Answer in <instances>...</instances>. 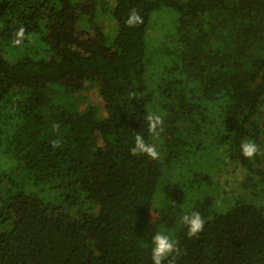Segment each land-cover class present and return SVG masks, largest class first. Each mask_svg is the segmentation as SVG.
Segmentation results:
<instances>
[{
    "label": "trees",
    "instance_id": "obj_1",
    "mask_svg": "<svg viewBox=\"0 0 264 264\" xmlns=\"http://www.w3.org/2000/svg\"><path fill=\"white\" fill-rule=\"evenodd\" d=\"M74 73L104 116L73 113ZM158 232L163 264H264V0H0V264H153Z\"/></svg>",
    "mask_w": 264,
    "mask_h": 264
},
{
    "label": "clouds",
    "instance_id": "obj_2",
    "mask_svg": "<svg viewBox=\"0 0 264 264\" xmlns=\"http://www.w3.org/2000/svg\"><path fill=\"white\" fill-rule=\"evenodd\" d=\"M142 23V17L135 9H133L129 13V18L126 22L127 26L135 27ZM25 39V29L20 27L14 35L12 45L14 47H20L23 45ZM133 98H135V93H133ZM146 120L148 122V131L151 135L157 136V134L163 130L162 115L149 113L146 116ZM53 128L54 130H58L59 125H53ZM52 146L54 148L59 147V142L53 141ZM240 147L243 157L249 160L253 159L260 152L259 146L250 140L242 142ZM129 154L133 157L137 155H146L152 160H157L160 155L156 146L146 143L143 136L139 133L135 135L134 147L130 150ZM181 220L187 228V235L189 238L196 237L199 233H201L204 230L206 223L205 219L200 215V213L195 211L191 214L183 215ZM151 243L153 244L151 253L153 264H163V262L168 259L170 255L173 253H180L181 251L178 247V242L164 232L156 233Z\"/></svg>",
    "mask_w": 264,
    "mask_h": 264
},
{
    "label": "rangeland",
    "instance_id": "obj_3",
    "mask_svg": "<svg viewBox=\"0 0 264 264\" xmlns=\"http://www.w3.org/2000/svg\"><path fill=\"white\" fill-rule=\"evenodd\" d=\"M162 13V14H161ZM161 17L163 18L162 21H166V18L170 15L172 16L173 13L167 12L166 9H163L161 11ZM60 81L63 83H67L70 86L73 87V89L76 90L75 97H79L80 101L78 103V106L75 110H73V113H84V114H98L101 116H104V103L99 98L97 94L96 86L89 83L88 81H85L82 79V76L80 74H63L61 75V78H59ZM231 183V182H229ZM228 183V184H229ZM231 185H233L231 183ZM156 209H153L151 211L150 220L153 222L158 213Z\"/></svg>",
    "mask_w": 264,
    "mask_h": 264
}]
</instances>
